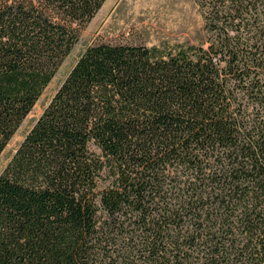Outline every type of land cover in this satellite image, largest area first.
<instances>
[{"label":"trees","instance_id":"trees-1","mask_svg":"<svg viewBox=\"0 0 264 264\" xmlns=\"http://www.w3.org/2000/svg\"><path fill=\"white\" fill-rule=\"evenodd\" d=\"M106 0H0V155ZM209 37L86 47L0 174V264H264V0Z\"/></svg>","mask_w":264,"mask_h":264},{"label":"rangeland","instance_id":"rangeland-1","mask_svg":"<svg viewBox=\"0 0 264 264\" xmlns=\"http://www.w3.org/2000/svg\"><path fill=\"white\" fill-rule=\"evenodd\" d=\"M209 37L198 0H106L0 155V174L87 46L144 43L162 52Z\"/></svg>","mask_w":264,"mask_h":264}]
</instances>
